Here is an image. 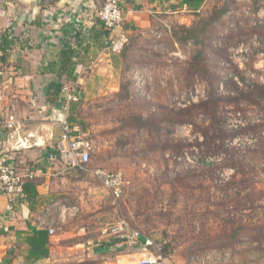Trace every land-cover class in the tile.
Listing matches in <instances>:
<instances>
[{
	"label": "rangeland",
	"instance_id": "rangeland-1",
	"mask_svg": "<svg viewBox=\"0 0 264 264\" xmlns=\"http://www.w3.org/2000/svg\"><path fill=\"white\" fill-rule=\"evenodd\" d=\"M159 20L117 53L118 91L75 110L90 167L121 171L127 185L97 205L86 196L58 232L83 224L91 238L125 219L164 244L161 264H264V0H207ZM206 24L199 42L174 33Z\"/></svg>",
	"mask_w": 264,
	"mask_h": 264
},
{
	"label": "crops",
	"instance_id": "crops-1",
	"mask_svg": "<svg viewBox=\"0 0 264 264\" xmlns=\"http://www.w3.org/2000/svg\"><path fill=\"white\" fill-rule=\"evenodd\" d=\"M103 1L0 0V163L31 175L25 183L37 193L31 202L24 195L9 207L0 192V262L9 249L10 264H136L145 255L123 245L109 249L99 234L89 238L83 224L58 232L77 203L87 196L97 205L107 191L99 180L81 178L87 173L48 158L60 138V119L70 114L67 91L89 104L119 89L121 59L105 43L117 31L106 30L97 16ZM119 1L129 38L153 28L159 17L188 12L177 0ZM11 115L18 131L4 126ZM70 124L82 130L76 121ZM30 227L54 230L49 255L33 263L26 262L23 240Z\"/></svg>",
	"mask_w": 264,
	"mask_h": 264
},
{
	"label": "built area",
	"instance_id": "built-area-1",
	"mask_svg": "<svg viewBox=\"0 0 264 264\" xmlns=\"http://www.w3.org/2000/svg\"><path fill=\"white\" fill-rule=\"evenodd\" d=\"M98 19L106 30H116L115 35L105 40L108 52L117 54L122 51L129 40L125 30V22L119 0H104L97 10ZM78 93L66 92V101L78 99ZM20 124L11 115L5 121L4 126L16 130ZM61 134L53 152L49 153L50 160L58 159L62 165L69 169H77L99 180L103 188L109 191L115 199L122 195V190L127 184L121 171H108L101 168L90 167V155L92 151L91 140L87 133L73 127L67 119H60ZM208 161V159H206ZM204 162V161H203ZM11 164L0 163V192L6 195L9 207L19 198L24 197L23 185L26 178ZM76 210V209H74ZM48 234H54L52 227H48ZM103 239L114 238L118 246L127 245L145 254L139 258L136 264H161V241L154 236L144 235L133 228L125 219H119L112 224H107L100 229L99 234ZM139 244L134 246V243Z\"/></svg>",
	"mask_w": 264,
	"mask_h": 264
},
{
	"label": "trees",
	"instance_id": "trees-1",
	"mask_svg": "<svg viewBox=\"0 0 264 264\" xmlns=\"http://www.w3.org/2000/svg\"><path fill=\"white\" fill-rule=\"evenodd\" d=\"M177 1H178L179 6H185L188 12L198 13L202 10V5H203L205 0H177ZM224 13H226L225 7L221 8L218 11V18L222 17V15H224ZM214 20H216V19H214ZM210 22L212 24V21H210ZM207 23H209V21ZM210 26H211L210 24H206L204 33H202L199 36L196 33H194V29L192 27H187L184 25H176V27L174 28V33L177 36H178V34H180L182 39H184V38L187 39L188 37H190V40L194 39L196 42H199V40H201L200 38L203 37V34H205L206 30H208L210 28ZM179 28L182 31V33L177 31V29H179ZM128 42H129V40H128ZM128 42L126 43V45L128 44ZM197 44H201V43H197ZM227 44H230V43H227ZM204 47L207 50L206 45H204ZM195 53H196V56L193 58L195 59V61H196V59L199 60L201 62V66H203L205 60L208 61V51H204L203 48H201L199 51H197ZM188 68L196 70L200 73H203V69L194 63H189ZM210 79L214 80L213 78H210ZM57 84L55 85V89L61 90V85L60 84L57 85ZM216 92H217V85L214 82H212L211 83V90H210L212 100H215V98L217 96ZM259 94H262L264 97V84L260 86ZM79 103H80L79 100H71L69 102L70 114H69L68 119H67L68 122L72 123V122L76 121L75 110L77 109V106L79 105ZM79 172H81V171H79ZM125 186H124V188H125ZM124 188H123V190H124ZM123 190H122V192H123ZM23 191H24V195L26 196L24 198L28 202H31L32 199L37 194L35 191V186L32 182L24 183ZM16 233L20 234L21 232L16 231ZM23 240L28 245V253L26 255V262L27 263H33V262L37 261L38 259L45 258L49 255L48 231H46L44 229H36L35 227H30V232L27 233V235H25ZM106 240H108V241L105 243V245L109 249L114 250L115 247H118V245L116 244L117 243L116 239L111 238V239H106ZM138 244L139 243L136 242V243H134V246H136ZM161 245H162V249H161V252H162L164 244H162V242H161ZM122 248L125 250H132V247H129L127 245L126 246L123 245ZM11 252H12L11 249H9L8 254L0 262V264H10L11 257L9 255L11 254Z\"/></svg>",
	"mask_w": 264,
	"mask_h": 264
},
{
	"label": "water",
	"instance_id": "water-1",
	"mask_svg": "<svg viewBox=\"0 0 264 264\" xmlns=\"http://www.w3.org/2000/svg\"><path fill=\"white\" fill-rule=\"evenodd\" d=\"M20 129V125L17 127V129L15 131H18Z\"/></svg>",
	"mask_w": 264,
	"mask_h": 264
}]
</instances>
